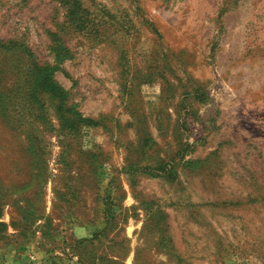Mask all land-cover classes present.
<instances>
[{
  "label": "rangeland",
  "instance_id": "1",
  "mask_svg": "<svg viewBox=\"0 0 264 264\" xmlns=\"http://www.w3.org/2000/svg\"><path fill=\"white\" fill-rule=\"evenodd\" d=\"M264 264V0H0V264Z\"/></svg>",
  "mask_w": 264,
  "mask_h": 264
},
{
  "label": "crops",
  "instance_id": "2",
  "mask_svg": "<svg viewBox=\"0 0 264 264\" xmlns=\"http://www.w3.org/2000/svg\"><path fill=\"white\" fill-rule=\"evenodd\" d=\"M38 259H29L26 252H22L19 254L17 259H13L15 264H41L37 261Z\"/></svg>",
  "mask_w": 264,
  "mask_h": 264
}]
</instances>
